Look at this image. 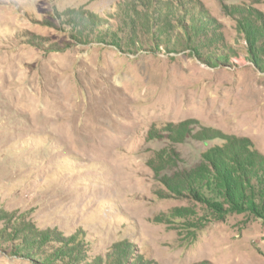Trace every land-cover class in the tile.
<instances>
[{
  "label": "rangeland",
  "instance_id": "rangeland-1",
  "mask_svg": "<svg viewBox=\"0 0 264 264\" xmlns=\"http://www.w3.org/2000/svg\"><path fill=\"white\" fill-rule=\"evenodd\" d=\"M0 264H264V0H0Z\"/></svg>",
  "mask_w": 264,
  "mask_h": 264
},
{
  "label": "bare ground",
  "instance_id": "bare-ground-1",
  "mask_svg": "<svg viewBox=\"0 0 264 264\" xmlns=\"http://www.w3.org/2000/svg\"><path fill=\"white\" fill-rule=\"evenodd\" d=\"M77 92V91H76ZM70 93L73 94V89L72 90H58L55 93L56 101H57V107L58 106H63L65 105V109L70 108V109H75L76 105L75 103H79L80 101L74 97V95L70 96ZM54 111H57L58 109H53ZM101 127V126H100ZM100 127H97L100 128Z\"/></svg>",
  "mask_w": 264,
  "mask_h": 264
}]
</instances>
